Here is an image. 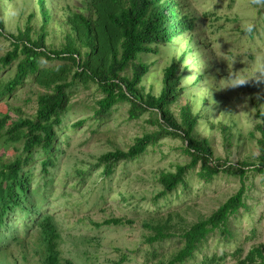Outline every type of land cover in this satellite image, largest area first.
I'll use <instances>...</instances> for the list:
<instances>
[{
  "label": "rangeland",
  "instance_id": "1",
  "mask_svg": "<svg viewBox=\"0 0 264 264\" xmlns=\"http://www.w3.org/2000/svg\"><path fill=\"white\" fill-rule=\"evenodd\" d=\"M183 10L195 18L191 32L154 46V50L137 54L136 60L149 65L142 79L144 91L158 94L164 68L186 51L176 74L183 88L171 103L179 117L182 105L189 103L193 111H201L195 135L209 139L215 157L237 164L254 162L258 154L254 124L264 116V1L261 0H180ZM52 13L47 25L46 43L60 47L64 42L62 24L68 10H77L82 0H45ZM2 17L7 31L23 27L32 11L30 23L36 29L40 16L35 0H2ZM254 25L247 31V25ZM36 34H34L35 36ZM10 47L0 36V55ZM14 65L3 68L0 78L6 79ZM129 71V70H128ZM130 73V72H129ZM199 76L201 78L196 80ZM242 80L247 82L240 84ZM41 88L32 78L26 79L0 102V110L8 105L9 114L17 118L15 108L31 115ZM101 96L94 84H76L70 89V102L59 128L60 152L46 176L41 174L40 152L34 154L29 169L31 186L42 185L37 192L38 212L53 216L60 233L59 248L64 257L78 264H114L122 254L121 264H156L168 258L181 245L178 236L149 244L145 237L150 230L144 222L173 212L171 228L181 232L192 222L209 215L239 186L237 177L220 172L210 180L198 175L199 165L185 176V184L154 200L161 189L157 181L160 171H173L177 164L189 160L178 137L165 136L148 145L138 158L119 161L110 175L95 166L98 156L114 149H127L135 138L156 129L150 113L128 117L127 102L115 105L109 116L93 119L96 99ZM6 104V105H5ZM77 121L81 124L74 125ZM224 128V129H223ZM15 148V149H14ZM20 153V142L0 145V161L6 162ZM86 170L85 174L76 170ZM244 206L229 217L225 230L211 232L202 242L192 261L199 264L213 254L223 258L215 264H237L254 245L264 243V179L248 171L244 177ZM129 222L95 226L110 217ZM17 240H10L5 264H41L38 229L28 234L14 219ZM24 248H21V247ZM25 256H23V254ZM3 251H0V257Z\"/></svg>",
  "mask_w": 264,
  "mask_h": 264
},
{
  "label": "trees",
  "instance_id": "2",
  "mask_svg": "<svg viewBox=\"0 0 264 264\" xmlns=\"http://www.w3.org/2000/svg\"><path fill=\"white\" fill-rule=\"evenodd\" d=\"M35 1L40 16L38 29L30 23L35 15L32 11L23 27H18L15 32L7 31L0 6V36L10 43L0 55V71L14 65L11 75L0 78V102L29 77L41 88L31 115H24L15 108L17 118H14L6 104V110H0V145L20 142L19 154L9 161H0V251H3L0 264L6 263L5 252L10 240L18 238L17 226L13 225L16 218L20 220L21 230L27 234L32 227L38 229L41 264H78L61 254L60 233L53 216L38 212L37 192L43 186H31L32 177L25 167L32 164L36 152L44 156L41 174L46 176L55 165V156L60 152L59 128L63 126L62 117L69 106L70 89L76 84L87 86L90 83L101 93L95 102L93 119L101 121L109 116L115 105L127 102L129 118H138L149 112L150 121L156 125V129L136 137L127 149L100 154L94 165L102 167V174L110 175L117 162L134 160L146 151L148 145L172 136L182 140L183 151L189 160L177 164L173 171L158 173L161 189L154 200L184 185L186 174L197 165L198 175L204 180H210L220 172L238 178L240 183L233 194L209 215L192 222L181 232L171 230L173 212L143 223L150 230L145 237L149 244L175 236L181 239L178 249L168 258L158 259L156 264L192 261L208 235L220 227L225 230L229 217L244 206L246 173L254 171L264 179V116L260 110L256 111L261 121L256 122L250 131L253 136L255 131L259 132L255 138L256 161L242 160L232 164L215 157L208 138L195 135L201 111H193L189 103L180 107L179 117L171 110V103L183 90L176 72L186 51L177 58L173 57L172 63L164 68L158 94L144 91L141 83L149 65L136 60L137 54L149 53L154 46L191 32L195 27V18L183 10L180 0H82V6L77 10L69 9L64 18V42L60 47H50L46 43V28L52 20V13L45 0ZM75 124L79 125L81 121ZM76 172L85 174L87 169ZM125 222L129 220L117 216L94 222V225ZM222 258L213 254L204 257L199 264H215ZM124 260L126 256L122 254L114 264H121ZM237 264H264V243L252 246Z\"/></svg>",
  "mask_w": 264,
  "mask_h": 264
},
{
  "label": "clouds",
  "instance_id": "3",
  "mask_svg": "<svg viewBox=\"0 0 264 264\" xmlns=\"http://www.w3.org/2000/svg\"><path fill=\"white\" fill-rule=\"evenodd\" d=\"M253 28H254V25H253V24L249 23V24L247 25V31H248L249 33H251V32L253 31ZM245 82H247V80H242V81H240L239 83H240V84H243V83H245Z\"/></svg>",
  "mask_w": 264,
  "mask_h": 264
}]
</instances>
